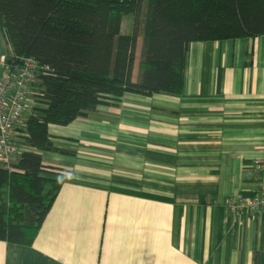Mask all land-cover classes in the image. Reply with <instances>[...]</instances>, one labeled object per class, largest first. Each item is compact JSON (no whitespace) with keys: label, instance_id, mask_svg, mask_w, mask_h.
Returning a JSON list of instances; mask_svg holds the SVG:
<instances>
[{"label":"crops","instance_id":"crops-1","mask_svg":"<svg viewBox=\"0 0 264 264\" xmlns=\"http://www.w3.org/2000/svg\"><path fill=\"white\" fill-rule=\"evenodd\" d=\"M49 131L72 153L19 154L61 189L32 245L0 240V264H264V210L226 206L264 188V35L193 42L182 93L127 92Z\"/></svg>","mask_w":264,"mask_h":264},{"label":"trees","instance_id":"trees-1","mask_svg":"<svg viewBox=\"0 0 264 264\" xmlns=\"http://www.w3.org/2000/svg\"><path fill=\"white\" fill-rule=\"evenodd\" d=\"M140 2L139 35L123 31L124 16H134ZM0 35L8 56L38 63L23 142L72 153L53 144L51 124L117 104L127 92L182 93L191 43L264 35V0H0ZM46 172L54 174L38 151L0 166V240L34 243L62 186Z\"/></svg>","mask_w":264,"mask_h":264},{"label":"built area","instance_id":"built-area-1","mask_svg":"<svg viewBox=\"0 0 264 264\" xmlns=\"http://www.w3.org/2000/svg\"><path fill=\"white\" fill-rule=\"evenodd\" d=\"M8 57V58H7ZM38 63L33 57L3 54L0 57V166L9 168L19 154L16 127L32 96V83ZM263 155L255 166L264 177ZM227 209L234 213L264 210V188L251 197L236 196L227 201Z\"/></svg>","mask_w":264,"mask_h":264},{"label":"rangeland","instance_id":"rangeland-1","mask_svg":"<svg viewBox=\"0 0 264 264\" xmlns=\"http://www.w3.org/2000/svg\"><path fill=\"white\" fill-rule=\"evenodd\" d=\"M142 6H143V3L142 2H140L139 4H138V8H137V12L134 14V16H124V18H123V23L125 22V23H131L132 24V26H130L128 29H126L125 28V26H124V28H123V30L125 31V32H132V33H134V31L136 32V33H138V35H139V30H140V18H141V8H142ZM123 23H122V26H123ZM140 36L138 37V39H137V46H136V60H135V62H134V72H135V70H136V62L138 61V55H139V53H140V50H139V47H140ZM30 99H31V101L33 100L32 99V96L30 97ZM30 101V107H31V102ZM35 101V103H36V100H34ZM33 101V102H34ZM38 103V102H37ZM28 108H29V106H28ZM31 110V109H30ZM29 112L30 111H28L27 113H25L24 115H23V117H22V119H21V123H24V121H25V119L27 118V116H28V114H29ZM22 135H23V133H22V127H19L18 129H17V133H16V137H19L20 138V140H16L17 141V143H18V141H20L21 142V139H22ZM18 138V139H19Z\"/></svg>","mask_w":264,"mask_h":264}]
</instances>
